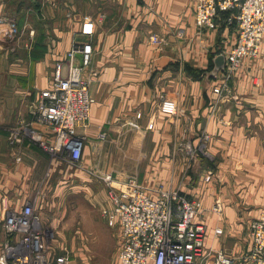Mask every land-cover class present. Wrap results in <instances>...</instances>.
Wrapping results in <instances>:
<instances>
[{
	"label": "crops",
	"instance_id": "crops-1",
	"mask_svg": "<svg viewBox=\"0 0 264 264\" xmlns=\"http://www.w3.org/2000/svg\"><path fill=\"white\" fill-rule=\"evenodd\" d=\"M195 4H22L17 20L30 35L22 33L17 43L10 39L21 47L0 50V247L8 209H20L35 198L41 222L49 229L58 226L52 222L61 221L68 209L62 193L73 182L72 166L51 158L26 137L9 143L8 128L30 121L29 105L39 89L51 85L58 62L66 74V51L90 42V61L80 70L87 80L89 116L75 126L85 136L83 168L111 174L113 186L134 176L149 195H155L159 183L176 189L198 203L195 220L207 226L205 249L230 256L249 249V222L264 210V37L259 53L243 57L229 79L232 96L215 101L212 87L222 74L224 52L236 39L235 21L229 20L231 13L220 12L214 28H198ZM0 21L3 32L8 22ZM151 34L163 42L152 43ZM73 63L81 65L79 53ZM164 97L175 100L174 113L159 106ZM32 126L42 128L36 122ZM45 133L50 139V131ZM75 171L88 183L84 170ZM104 196L109 206L108 192ZM113 227L120 239L119 227ZM113 264H119L117 259Z\"/></svg>",
	"mask_w": 264,
	"mask_h": 264
},
{
	"label": "built area",
	"instance_id": "built-area-1",
	"mask_svg": "<svg viewBox=\"0 0 264 264\" xmlns=\"http://www.w3.org/2000/svg\"><path fill=\"white\" fill-rule=\"evenodd\" d=\"M220 12L231 13L229 20L235 21L236 39L225 50L222 74L212 87L215 101L232 96L229 79L243 57L255 56L259 51L264 36V0H196V27L214 28ZM150 40L157 45L163 42L156 34H151ZM77 53L81 65L73 63ZM91 54L90 42L74 44L66 51V74H61L58 62L51 85L39 89L29 105L30 121L8 128L9 143L26 137L51 158L77 166L85 136L78 134L75 126L87 121L90 109L87 80L81 78L80 70L89 63ZM159 106L168 113L176 111V102L171 98H162ZM32 122L42 128H35ZM101 178L109 185L110 201L101 214L109 226H117L121 232L116 255L119 264H264V210L249 222V249L230 256L205 249L207 226L195 220L198 203L176 189L159 183L155 195H149L134 176L123 182V188L111 184L109 173ZM1 229L5 241L0 247V264H71L67 255L56 252L54 233L43 226L35 198L26 200L20 209H8Z\"/></svg>",
	"mask_w": 264,
	"mask_h": 264
},
{
	"label": "rangeland",
	"instance_id": "rangeland-1",
	"mask_svg": "<svg viewBox=\"0 0 264 264\" xmlns=\"http://www.w3.org/2000/svg\"><path fill=\"white\" fill-rule=\"evenodd\" d=\"M29 1L32 0H0V20L6 18L8 22L7 30L2 32L0 29V50L7 49L10 45V47L14 46L10 39L16 41L22 33H24L23 36L30 35L26 33V27L21 28L17 20L22 4L28 5ZM13 27L14 31H12ZM28 46L29 44H26V47ZM14 47L17 45L15 44ZM18 47H21V44H18ZM82 165L81 157L77 166L72 165L73 182L69 185L70 188L67 186V194L62 193V196L65 195L66 200L70 202L68 209L61 221L57 218L52 222L54 226L57 222L59 223L58 226L52 227L55 238L54 247L58 254L67 255L71 264H113L120 241L118 230L116 227L109 226L101 214V208L107 204L103 201L104 194L108 192V185L101 178L104 173L95 169L86 171ZM75 169L85 171L88 183L81 180L84 176ZM114 185L125 187L122 184ZM48 221L46 225L50 226Z\"/></svg>",
	"mask_w": 264,
	"mask_h": 264
},
{
	"label": "water",
	"instance_id": "water-1",
	"mask_svg": "<svg viewBox=\"0 0 264 264\" xmlns=\"http://www.w3.org/2000/svg\"><path fill=\"white\" fill-rule=\"evenodd\" d=\"M79 57L81 58L80 54H79Z\"/></svg>",
	"mask_w": 264,
	"mask_h": 264
}]
</instances>
